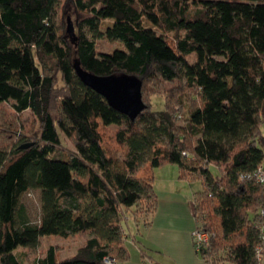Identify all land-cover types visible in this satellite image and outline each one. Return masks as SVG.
Wrapping results in <instances>:
<instances>
[{"label": "trees", "instance_id": "1", "mask_svg": "<svg viewBox=\"0 0 264 264\" xmlns=\"http://www.w3.org/2000/svg\"><path fill=\"white\" fill-rule=\"evenodd\" d=\"M105 20L113 24L102 31ZM102 38L123 48L99 50ZM75 58L97 74H136L145 108L131 119L111 106L81 80ZM4 100L39 127L0 147L1 264H24L17 249L28 257L44 236L74 234L85 237L74 255L58 258L51 245L29 264L121 262L125 224L151 222L154 169L168 163L201 182L194 218L209 241L198 254L258 264L264 184L247 174L264 164V0H0ZM31 189L41 198L35 220L23 201Z\"/></svg>", "mask_w": 264, "mask_h": 264}, {"label": "crops", "instance_id": "2", "mask_svg": "<svg viewBox=\"0 0 264 264\" xmlns=\"http://www.w3.org/2000/svg\"><path fill=\"white\" fill-rule=\"evenodd\" d=\"M153 187L156 209L151 215V222L146 226L141 220L126 223L122 264H212L196 252L193 244L196 189L192 183L179 177L176 164L168 163L154 169ZM58 244H48L47 248ZM58 246L63 247L61 244ZM60 251H57L58 258L68 257L60 256ZM17 252L22 262L29 264L27 251L18 248ZM261 264H264V253Z\"/></svg>", "mask_w": 264, "mask_h": 264}, {"label": "rangeland", "instance_id": "3", "mask_svg": "<svg viewBox=\"0 0 264 264\" xmlns=\"http://www.w3.org/2000/svg\"><path fill=\"white\" fill-rule=\"evenodd\" d=\"M69 16L72 19V23L76 24V13L73 10H68L65 17ZM144 25L151 27L152 23L148 19L143 20ZM113 24V20H105L101 23V30L105 31L107 27ZM97 47L102 51H113L117 48H123V43L117 40H107L102 38L97 40ZM152 96L153 108L163 109L165 107V99L160 93H154ZM188 107V104H187ZM115 127L116 125H112ZM39 124L35 120L34 116L29 110L23 112H17L11 100L0 101V147L10 149L15 142L21 137L28 136L32 133L33 129H37ZM63 139V151L66 156L72 155L75 152V146L71 139L62 134ZM211 169L214 172H219L216 165H212ZM194 189H201L200 181H192ZM23 201L29 211L32 219H38L41 214V198L39 190L31 189L25 193ZM80 201L83 209H87L92 206V199L89 195H82ZM126 225V224H125ZM85 237L80 235H71L67 239L61 236H44L42 237V246L36 250H33L28 255L29 260L32 261L33 257H38L42 254V249L47 248L48 244L59 243L63 247L58 246L60 249V256L66 257L76 252L78 247L84 243Z\"/></svg>", "mask_w": 264, "mask_h": 264}, {"label": "water", "instance_id": "4", "mask_svg": "<svg viewBox=\"0 0 264 264\" xmlns=\"http://www.w3.org/2000/svg\"><path fill=\"white\" fill-rule=\"evenodd\" d=\"M67 21V31L71 36H75L74 25L70 17ZM74 66L86 85L102 94L111 106L127 114L131 119H135L145 108L146 103L142 98V80L136 74L127 72L97 74L83 67L78 58L74 59Z\"/></svg>", "mask_w": 264, "mask_h": 264}, {"label": "built area", "instance_id": "5", "mask_svg": "<svg viewBox=\"0 0 264 264\" xmlns=\"http://www.w3.org/2000/svg\"><path fill=\"white\" fill-rule=\"evenodd\" d=\"M247 175L250 178H254L256 179V181L264 184V164L263 163L259 164L254 171L248 172ZM259 211L261 218L259 220L258 227H259V237H260L261 245L257 248L256 256H257L258 264H261L263 259L262 250H264V198H263V205L261 206ZM192 237H193L194 248L197 253L199 252L201 247L205 246L209 241V234L205 231H201V229L198 228L197 226L193 228ZM104 264H122V263L111 256H106L104 257Z\"/></svg>", "mask_w": 264, "mask_h": 264}]
</instances>
